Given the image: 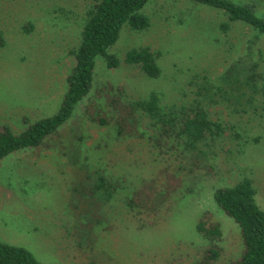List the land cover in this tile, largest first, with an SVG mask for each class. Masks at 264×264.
<instances>
[{
  "label": "rangeland",
  "instance_id": "1",
  "mask_svg": "<svg viewBox=\"0 0 264 264\" xmlns=\"http://www.w3.org/2000/svg\"><path fill=\"white\" fill-rule=\"evenodd\" d=\"M254 1L264 16V0ZM92 2L0 0V129L19 132L58 110ZM142 10L148 28L121 27L108 48L117 65L96 58L89 97L56 133L0 163V240L27 248L43 264H197L208 243L196 230L201 220L219 223L222 251L213 264H225L240 257L242 242L237 224L215 203L214 189L248 177L264 209V108L252 88L229 89L224 80L229 67L244 66L243 55L256 60L264 76V33L190 0H149ZM142 45L158 54L159 77L124 60L127 50ZM150 91L165 104L202 100L223 131L197 150L157 149L144 118L138 127L144 135H117L111 124H95L85 113L92 99L138 100ZM96 169L119 178L121 187L100 206L87 247L78 243L81 227L69 203L85 172ZM141 189L148 200L132 208L125 197Z\"/></svg>",
  "mask_w": 264,
  "mask_h": 264
},
{
  "label": "trees",
  "instance_id": "2",
  "mask_svg": "<svg viewBox=\"0 0 264 264\" xmlns=\"http://www.w3.org/2000/svg\"><path fill=\"white\" fill-rule=\"evenodd\" d=\"M92 1L81 26L79 42L72 49L75 63L67 75L58 110L28 122L19 132L3 125L0 129V163L17 151L43 144L66 122L76 106L89 97L94 83L96 58L104 57L107 66H116L118 63L117 58L108 52V48L118 39L124 24L138 31L150 25L148 15L142 10L149 0ZM190 1L221 10L229 21L245 22L256 31L264 33V16L257 12L254 0ZM229 26V22L221 24L223 30H227ZM3 42L0 32V45ZM157 59L158 54L146 45L127 50L124 57L126 62L137 65L148 77H159L161 68ZM239 62L244 66L241 65L239 71L235 65L229 67L224 77L225 82L230 86L229 89L235 88L237 91L240 86H249L253 95H258L260 107L264 108V76L257 72V61L251 56L243 55ZM99 98L100 101L90 97L92 100L87 102L85 113L90 121L101 125L111 124L117 135H144L147 131L140 132L138 129L144 118L146 126L151 130L147 138L151 146L157 149L182 147L197 150L201 142L223 131L222 123L208 116L202 100L198 98H193L188 105L162 103L156 91H150L138 100L123 101L118 94L110 96L107 102ZM83 178L74 188L69 208L76 224L81 227L76 228L79 245L92 247L94 240L88 232L96 222H100L99 208L113 198L121 185L119 178L107 177L98 169L85 172ZM255 194L256 189L248 177L233 185L217 186L213 191L215 203L239 227L242 242L240 257L225 264H264V209L256 202ZM147 200L144 189L125 197V202L132 208L143 205ZM196 230L208 241L197 264H213L222 251L220 225L201 220L197 223ZM0 264L43 263L27 248L0 240Z\"/></svg>",
  "mask_w": 264,
  "mask_h": 264
}]
</instances>
